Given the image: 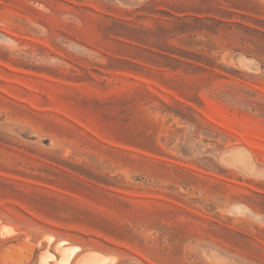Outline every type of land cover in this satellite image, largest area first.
<instances>
[{
	"label": "rangeland",
	"instance_id": "1",
	"mask_svg": "<svg viewBox=\"0 0 264 264\" xmlns=\"http://www.w3.org/2000/svg\"><path fill=\"white\" fill-rule=\"evenodd\" d=\"M254 31L264 0H0V264H264Z\"/></svg>",
	"mask_w": 264,
	"mask_h": 264
},
{
	"label": "trees",
	"instance_id": "2",
	"mask_svg": "<svg viewBox=\"0 0 264 264\" xmlns=\"http://www.w3.org/2000/svg\"><path fill=\"white\" fill-rule=\"evenodd\" d=\"M259 37L255 41H251L250 43L254 45V49L251 51V54H253L260 62H261V68L264 70V33L256 32L254 31ZM193 45L195 46L194 42ZM185 56L189 57L190 59H193L199 63H202L212 69L218 68L221 72H223L224 75H215L217 78H226L228 79L229 76L235 77L244 81H248L245 79L247 76L246 74H243L241 71L238 70H228L226 68H223L222 66L215 65L213 59H211L209 56L206 55L203 51H183ZM229 97L233 100H238L240 104H245L246 106L253 107L254 111H264V105L259 103L258 101L254 100V91L252 89L247 90L246 92H242L241 98L240 95H235L233 93H229Z\"/></svg>",
	"mask_w": 264,
	"mask_h": 264
},
{
	"label": "bare ground",
	"instance_id": "3",
	"mask_svg": "<svg viewBox=\"0 0 264 264\" xmlns=\"http://www.w3.org/2000/svg\"><path fill=\"white\" fill-rule=\"evenodd\" d=\"M67 250H68V249H67ZM67 250H66V252H68ZM73 250H75V249H73ZM69 252H70V251H69ZM71 253H72V254H70L71 256H70L68 253H66V255L68 254V255L72 258V257H73V254H74V251L71 252ZM45 255H46V256H45V257H46L45 259H47V258L49 259V257H53L52 255H50V253H49V255H48V253H47V254L45 253ZM69 256H68V257H69ZM85 257H86V256H85ZM92 257H93V256H92ZM97 257H98V256H97ZM83 258H84V257H83ZM87 258H88V257H87ZM48 259H47V261H49ZM85 259H86V258H85ZM109 259H111V258H109ZM109 259H108V260H109ZM63 260H64V259H63ZM67 260H68V259H67ZM69 260H71V259H69ZM69 260H68V261H69ZM81 260H82V259H81ZM88 260H89V258L87 259V261H86L85 263H84V262L80 263L81 261H79L78 263H79V264H86V263L88 262ZM91 260H93V262L95 263V261H96L97 259H95V260H94V259H91ZM105 260H107V258H106ZM83 261H84V259H83ZM63 262L66 263V264H68L66 261H63ZM96 263H97V261H96ZM104 263L106 264L107 262L104 261ZM108 263H109V262H108ZM108 263H107V264H108ZM47 264H48V263H47ZM101 264H103V263H101Z\"/></svg>",
	"mask_w": 264,
	"mask_h": 264
}]
</instances>
